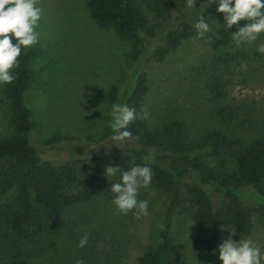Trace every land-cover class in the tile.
Wrapping results in <instances>:
<instances>
[{
	"label": "rangeland",
	"instance_id": "1",
	"mask_svg": "<svg viewBox=\"0 0 264 264\" xmlns=\"http://www.w3.org/2000/svg\"><path fill=\"white\" fill-rule=\"evenodd\" d=\"M37 6L42 8L36 29L39 41L24 49L36 51L30 62L29 101L26 99L35 122L31 143L38 154L66 157L77 165L84 156L130 148L126 142L117 147L111 139L109 95L111 83H125V71L136 67L147 79L142 109H147L148 120L161 127L175 119L185 120L194 142L216 125V105L236 112L245 130L264 121V53L257 51L264 43V33L257 41L239 47L249 53L245 63L243 59L228 65L214 61L210 31L203 38L197 34L185 39L178 49L157 61L142 52L138 37L122 36L114 27L100 26L83 0H39ZM137 8L146 18L147 27L158 36L150 0H138ZM168 11L172 22L184 17L195 25L202 15L211 30L220 27L217 16L203 0H196L194 8L184 11L168 3ZM142 34L145 36L144 31ZM235 49L238 47L234 42ZM8 88L9 84H0V141L13 134ZM200 158L207 165L221 164L203 154ZM223 161L226 166L227 159ZM106 178L102 194L87 202L76 201L66 210L61 231L48 247L47 243L43 247L28 242L15 250L14 245L6 246L1 214L7 213L6 204L12 199L2 200L0 264H76L78 259L84 264H139V258L157 236L165 195L153 182L141 188L137 199L148 201V215L136 219L133 212L121 214L111 203L114 194L110 189L120 182L121 174ZM186 179L197 180L190 166ZM77 191L72 189V193ZM182 194L171 227L176 246L173 264H222L218 247L230 235L236 242L251 238L264 253V214L260 212L252 217L249 235L239 236L232 228L222 227L213 252L196 253L193 211L184 191ZM85 233L88 242L81 248L79 241Z\"/></svg>",
	"mask_w": 264,
	"mask_h": 264
},
{
	"label": "trees",
	"instance_id": "2",
	"mask_svg": "<svg viewBox=\"0 0 264 264\" xmlns=\"http://www.w3.org/2000/svg\"><path fill=\"white\" fill-rule=\"evenodd\" d=\"M83 1L100 26L114 27L122 36L138 37L142 52L157 61L178 49L185 39L197 35L194 25L184 17L174 22L169 17L168 3L184 11L186 0H150L159 27L158 36L147 27L146 18L137 8L138 0ZM203 1L220 23L219 29L210 30L214 61L228 65L243 59L245 63L250 59L249 53L241 48L233 50L231 34L247 22L241 21L228 29L223 14L216 10L218 3ZM35 54V50H22L19 66L12 70L15 78L7 90L13 134L0 141V202L12 199L6 204L7 213L1 214L6 246L14 245L15 250L28 242L43 247L47 243L48 247L61 231L64 214L70 206L76 201L87 202L105 191L106 166L119 167L116 174L137 165L150 167L151 182L165 195L157 236L139 258V264H173L176 246L171 227L174 210L182 201V191L193 211L196 253L213 252L222 227L232 228L239 236L249 235L254 213L264 214V121L245 130L236 112L216 105L213 106L216 125L194 142L185 120L175 119L161 127L148 119L137 118L127 129L133 136L125 141L130 148L84 156L75 165L66 157L38 154L31 143L35 122L27 103V88L30 62ZM125 72V83H111V108L113 103L125 104L134 108L139 117L147 79L137 67ZM152 149L155 153L145 160ZM202 154L212 161L218 160L220 166L204 164ZM189 166L196 172L195 181L186 179ZM73 188L78 191L72 193Z\"/></svg>",
	"mask_w": 264,
	"mask_h": 264
},
{
	"label": "clouds",
	"instance_id": "3",
	"mask_svg": "<svg viewBox=\"0 0 264 264\" xmlns=\"http://www.w3.org/2000/svg\"><path fill=\"white\" fill-rule=\"evenodd\" d=\"M218 3L216 9L222 13L226 27L232 28L246 21L244 26L237 27L238 30L232 33V39L239 48L242 44H249L259 39L264 33V0H214ZM39 0H0V84H10L14 80L13 69L19 66V57L24 48L36 45L39 41V27L42 8L38 7ZM196 0H186L188 8H194ZM194 28L200 38L208 33L210 23L206 22L201 15ZM257 51L264 53V43L259 44ZM246 68V64L243 65ZM110 127L113 131L111 139L114 145L123 144L133 139L128 126L137 118L148 119L147 109H142L137 115L136 110L125 104L113 103L111 112ZM139 139V137H135ZM155 153L152 149L151 158ZM119 167L106 166L107 177L114 176ZM152 170L147 166H134L121 174L120 182H115L110 191L114 194L111 203L115 205L121 214L133 212L136 219L148 215V201L138 200V193L141 188H148L151 184ZM88 242V235L85 233L80 241L79 247L83 248ZM219 260L222 264H264V253L260 247L251 239H241L236 242L231 235L223 240L218 247ZM76 264H84L83 260H77Z\"/></svg>",
	"mask_w": 264,
	"mask_h": 264
}]
</instances>
